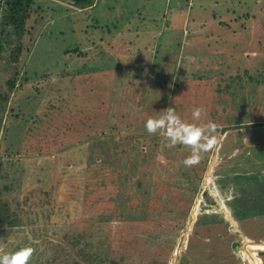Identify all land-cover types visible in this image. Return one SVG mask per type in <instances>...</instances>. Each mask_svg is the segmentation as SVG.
<instances>
[{"label": "rangeland", "instance_id": "obj_1", "mask_svg": "<svg viewBox=\"0 0 264 264\" xmlns=\"http://www.w3.org/2000/svg\"><path fill=\"white\" fill-rule=\"evenodd\" d=\"M95 3L35 0L0 113V256L264 264V0ZM247 21L249 54L233 50ZM16 69L0 61V90ZM169 107L188 123L202 108L199 123L217 125L218 148L195 166L145 130Z\"/></svg>", "mask_w": 264, "mask_h": 264}, {"label": "trees", "instance_id": "obj_2", "mask_svg": "<svg viewBox=\"0 0 264 264\" xmlns=\"http://www.w3.org/2000/svg\"><path fill=\"white\" fill-rule=\"evenodd\" d=\"M65 1L72 3L75 7H78L80 9L90 8V6L95 2V0H65ZM38 8H39L38 6L37 7L35 6V0H0V61H5L8 64L9 63L15 64L17 68L15 71H13V73L5 77L7 88L0 90L1 115L5 110L6 101L8 99L10 90L16 86V82L19 77L18 64L21 63L24 52L25 50H27L26 49L27 47H25L27 45V41L29 40L33 32L36 31L37 28L36 24L35 27L34 25L32 27L28 25V20L31 19L34 13L36 14V12H38ZM250 27L251 26H249L248 21L244 23L242 28L243 31L239 34L238 40L234 44L233 47L234 51L235 50L239 52L243 51L248 54L250 53V51H252L253 49L251 48L252 40L254 42H256V40L252 37V35H250V30H249ZM34 39L35 37L32 40L34 41ZM69 52H71V50H69ZM20 67L21 66L19 65V68ZM1 72L2 71H0V74ZM22 81L23 82L21 84L19 83L20 86H23L25 82L23 79ZM186 84L188 83H185V85ZM90 120H92V118ZM94 121L97 122L96 123L97 125H99L98 124L99 121L93 120L92 122ZM0 124H1V118H0ZM84 124H85L84 122L78 119V121L73 126H75L77 130H79V128H82L83 130L82 131L80 130V132L82 133L85 130ZM89 129L93 131L91 135L95 133L94 130H92V128ZM109 129L115 130V128L112 127ZM103 132L107 133V131H103ZM81 140L82 139L77 141H81ZM123 217L125 216L122 213H120L119 217H117V221L118 220L120 221L122 219L121 221L125 222L126 219H124ZM126 218L128 219L127 221H131V222H136L135 220H139L136 219L135 216H130L129 218L128 217Z\"/></svg>", "mask_w": 264, "mask_h": 264}, {"label": "clouds", "instance_id": "obj_3", "mask_svg": "<svg viewBox=\"0 0 264 264\" xmlns=\"http://www.w3.org/2000/svg\"><path fill=\"white\" fill-rule=\"evenodd\" d=\"M204 116L202 108H194L191 112L193 123L185 122L177 115L174 108L163 110L158 118H149L144 127L148 134L160 133L167 141L166 147H175L177 144L190 150V155L183 160L186 167L197 165L203 153L217 149L220 137L217 125L214 122L199 123ZM33 249L22 248L17 252L0 256V264H27Z\"/></svg>", "mask_w": 264, "mask_h": 264}, {"label": "flooded vegetation", "instance_id": "obj_4", "mask_svg": "<svg viewBox=\"0 0 264 264\" xmlns=\"http://www.w3.org/2000/svg\"><path fill=\"white\" fill-rule=\"evenodd\" d=\"M263 175H264V174H262V176H260V177L263 178ZM246 241H247L246 239H245V240H242V241H241L242 245H243V242H246ZM251 247H256V246H253V244H252ZM258 248H260V247H258ZM258 248H252V249H258ZM252 255H255V252H252ZM240 256H241V261H242V260H249V261H250V259H249V257H248V254H247L245 251H241V252H240ZM259 260H260V258L256 256V262H252V261H250L249 263H243V261H242L241 264H259V263H258Z\"/></svg>", "mask_w": 264, "mask_h": 264}, {"label": "water", "instance_id": "obj_5", "mask_svg": "<svg viewBox=\"0 0 264 264\" xmlns=\"http://www.w3.org/2000/svg\"><path fill=\"white\" fill-rule=\"evenodd\" d=\"M178 250H179V248H177L175 255H177V253H178ZM261 250H264V249H261Z\"/></svg>", "mask_w": 264, "mask_h": 264}, {"label": "crops", "instance_id": "obj_6", "mask_svg": "<svg viewBox=\"0 0 264 264\" xmlns=\"http://www.w3.org/2000/svg\"><path fill=\"white\" fill-rule=\"evenodd\" d=\"M95 4H96V3L94 2V3H93L91 6H90V7H93V6H95Z\"/></svg>", "mask_w": 264, "mask_h": 264}]
</instances>
